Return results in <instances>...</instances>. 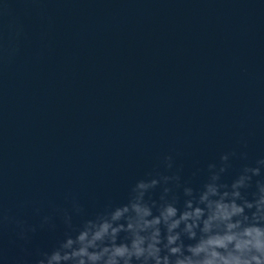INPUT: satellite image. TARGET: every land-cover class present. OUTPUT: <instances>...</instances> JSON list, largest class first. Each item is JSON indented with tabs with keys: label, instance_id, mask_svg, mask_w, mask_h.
<instances>
[{
	"label": "water",
	"instance_id": "95a60500",
	"mask_svg": "<svg viewBox=\"0 0 264 264\" xmlns=\"http://www.w3.org/2000/svg\"><path fill=\"white\" fill-rule=\"evenodd\" d=\"M217 202L242 211L205 232ZM229 223L246 247L190 250ZM155 227L168 264L264 261V0H0V264H108Z\"/></svg>",
	"mask_w": 264,
	"mask_h": 264
},
{
	"label": "clouds",
	"instance_id": "9594fccd",
	"mask_svg": "<svg viewBox=\"0 0 264 264\" xmlns=\"http://www.w3.org/2000/svg\"><path fill=\"white\" fill-rule=\"evenodd\" d=\"M191 205H189L190 207ZM136 207V210L138 214L141 215V218L148 216L150 213L148 209L144 208L141 209L139 206ZM242 211V208H239L235 204L232 205L231 211L228 210V205L223 204L221 202L216 203V211L208 217L207 220L204 222V231L209 232L211 229V221L216 219L221 220H228L231 215H233L236 212ZM119 214V213H118ZM176 215V209L172 207L171 205L167 206L163 212L160 213L159 216L151 219V220H144L142 227H153L155 225H159L161 223V218H163L164 222L167 224L170 217H173ZM202 215V210L197 208L194 211H186L184 212L179 220H173L171 224H168V231L169 233L171 230L179 224L180 220L187 221L189 217H196L199 219V217ZM195 225V221H193V224H187L186 230L190 233V235H195L194 232H192V228ZM134 226L132 224H129V228H133ZM235 227L234 224H227L226 229L227 231L224 234L215 233L212 235H209L207 239L202 240L200 244L190 249L194 253H199L201 251H208L210 247L214 246H221L224 248H227L228 245L232 242H235V246L237 249H242L247 246V241H244L243 239L239 238L237 235L233 234L231 232V229ZM115 231V229L113 230ZM178 238L177 235H169L167 237V247L168 245H171L175 242V240ZM145 237L139 236L137 234V238L133 240L132 247L129 249L126 245L118 246L114 249L111 259L109 260L108 264H116V257H125V264H129V257H132L133 255L137 258L144 255L145 252L149 256H152L155 259L156 264H161V261L163 260V264H168V256H161V248L159 247L161 240H160V229L158 227L154 228V231L150 237V242L147 245V248L142 247L144 244ZM171 253H177L180 251L179 247L171 248L169 249ZM217 254L215 252L212 253V257H215ZM96 258V257H94ZM235 259V258H233ZM256 262V264H264V261H261L259 257L253 258ZM176 264H193V261L190 259H178L176 261ZM197 264H216V261L213 258H207L203 261L197 262ZM247 264H251V261L247 262Z\"/></svg>",
	"mask_w": 264,
	"mask_h": 264
}]
</instances>
